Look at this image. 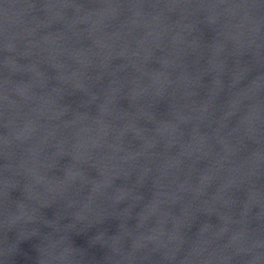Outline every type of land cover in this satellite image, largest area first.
<instances>
[{"label":"water","instance_id":"1","mask_svg":"<svg viewBox=\"0 0 264 264\" xmlns=\"http://www.w3.org/2000/svg\"><path fill=\"white\" fill-rule=\"evenodd\" d=\"M0 79L150 131L264 148V0H0Z\"/></svg>","mask_w":264,"mask_h":264}]
</instances>
